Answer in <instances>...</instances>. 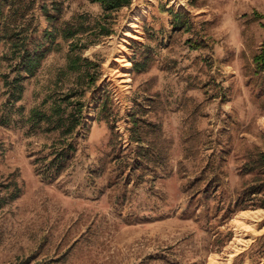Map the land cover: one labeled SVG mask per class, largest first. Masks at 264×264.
I'll use <instances>...</instances> for the list:
<instances>
[{
	"label": "rangeland",
	"instance_id": "obj_1",
	"mask_svg": "<svg viewBox=\"0 0 264 264\" xmlns=\"http://www.w3.org/2000/svg\"><path fill=\"white\" fill-rule=\"evenodd\" d=\"M53 2L63 5V22L84 23L82 44L94 39L91 27L103 14L94 0H38L35 37L49 27L41 7ZM176 12L186 15L185 30L174 29ZM262 16L264 0H132L113 14L114 34L82 52L101 66L91 69L99 76L91 88L68 70L69 43L58 37L59 48L26 81L12 125H0V191L11 181L22 188L0 210V264H264V208L220 223L213 190L197 198L204 184L189 187L217 162V195L226 197L240 186L248 158L264 152V72L254 62L264 48ZM7 53L1 46L0 117L8 99L3 76L11 72ZM146 60L145 70L135 68ZM104 88L118 112L122 138L114 145L129 146L128 115L141 106L159 127L148 139L168 161L155 184L123 187L117 176L112 130L97 120ZM68 90H86L79 97L89 128L69 168L46 182L34 161L52 151L58 135L31 132L28 118L33 109L49 113L54 97Z\"/></svg>",
	"mask_w": 264,
	"mask_h": 264
},
{
	"label": "trees",
	"instance_id": "obj_2",
	"mask_svg": "<svg viewBox=\"0 0 264 264\" xmlns=\"http://www.w3.org/2000/svg\"><path fill=\"white\" fill-rule=\"evenodd\" d=\"M101 5L103 14L91 27L94 39L82 44L86 29L84 23L63 22V5L53 2L50 6L45 4L41 11L49 24L42 36L35 37L39 32L34 15L38 6V0H0V47L7 48L8 53L5 59L10 62L11 72L4 75V82L7 88V102L5 111L0 117L1 126L12 125V112L16 104L22 102L25 94V83L33 78L40 71L48 54L59 48L58 37L69 43L70 53L68 55V70L79 72L86 81V87L91 88L98 81V75L91 73V69L100 68L97 63L83 57L82 52L91 46L97 45L102 39L114 34L112 23L113 14L125 7L132 5V0H94ZM174 14L173 27L175 30L186 29L187 23L182 21L186 15L181 12ZM261 18H264L262 16ZM136 63L135 68L143 71L144 64ZM256 72H264V48L254 58ZM86 90H68L56 95L49 113L39 109L31 111L28 122L30 131L37 133L44 130L45 133L57 134V140L51 146L52 151L34 161L35 171L46 182L57 181L69 168L78 151L79 140L82 130L88 129L85 123L84 107L79 94L83 96ZM79 97V98H78ZM114 101L113 92L104 88L97 99L96 111L97 120L106 121L112 130L110 146L114 145L115 137L122 138L117 130L118 112L110 106ZM23 110V109H22ZM144 107L133 110L128 115L131 127L128 147L120 143L112 148L118 151L116 160H119L117 176H121L123 187L130 186L134 180L137 184L151 182L155 184L158 180V172L164 171L167 167L168 157L156 143L149 141L148 135L156 133L159 127L148 121ZM115 130V133H114ZM159 131V130H158ZM220 166L217 162H209L202 172L189 185L195 186L204 184L203 190H197L193 196L199 198L208 194L211 190L215 194L216 206L212 209L214 219L220 223H228L233 216L244 210L264 208V152L251 155L248 161L241 168L242 182L228 196L217 195L222 182L218 174ZM148 175L153 179L148 180ZM250 176V177H249ZM249 177V179H246ZM6 193L0 191V210L18 199L22 194V188L17 182L11 181L4 185ZM231 233L227 236L230 237ZM264 257V250L261 252ZM16 264H30L28 261Z\"/></svg>",
	"mask_w": 264,
	"mask_h": 264
}]
</instances>
